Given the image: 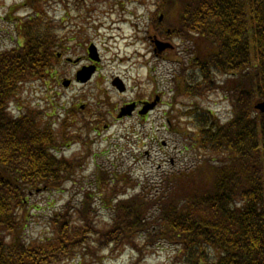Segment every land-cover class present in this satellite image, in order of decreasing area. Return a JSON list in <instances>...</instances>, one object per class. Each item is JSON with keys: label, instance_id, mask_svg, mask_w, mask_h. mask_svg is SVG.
Instances as JSON below:
<instances>
[{"label": "trees", "instance_id": "16d2710c", "mask_svg": "<svg viewBox=\"0 0 264 264\" xmlns=\"http://www.w3.org/2000/svg\"><path fill=\"white\" fill-rule=\"evenodd\" d=\"M161 6L167 16L179 8L177 36L210 47L200 63L208 85L214 73L232 77L223 85L230 119L193 110L196 162L129 197L113 188L108 229L92 224L86 192L78 210L86 228L71 230V215L63 210L48 218L53 241L27 240L30 192L58 190L82 161L56 155L68 142L63 123L60 133L52 130L57 107L29 109L21 96L22 83L44 84L54 73L53 28L34 6V16L13 31L17 46L0 51V264H54L77 250L88 252L92 234L96 249L121 238L137 249L130 239L143 234L147 245L176 246L182 264H264V113L254 108L264 101V0H163ZM13 101L26 110L22 116L7 112ZM110 175L116 176L101 171L98 182ZM120 182L127 186L128 177Z\"/></svg>", "mask_w": 264, "mask_h": 264}, {"label": "rangeland", "instance_id": "374dc122", "mask_svg": "<svg viewBox=\"0 0 264 264\" xmlns=\"http://www.w3.org/2000/svg\"><path fill=\"white\" fill-rule=\"evenodd\" d=\"M159 3V0H76L66 7L59 0H0V51L17 46L13 31L20 21L34 16V6L46 12V21L54 27V39L57 40V33L62 36L65 52L55 64V80H50L49 88L26 81L21 96L29 100L30 109L57 107L50 118L55 120L57 134L60 132L58 123L66 117L67 110L74 113L70 116L71 123L66 118L63 123L68 125L65 134H73L74 140H70L59 154L67 159L80 156L84 163L79 173L58 190L31 192L28 197L31 219L25 229L27 240L49 238L47 240L53 241L55 234L49 222L50 215L61 213L67 206L68 217L71 215L68 218L70 228L78 229L82 222L78 221L80 216L73 208H81L76 198L84 192L100 195L95 194L90 207L96 214L92 217L93 225L98 229L111 225L108 198L111 199L113 188H124L118 197H129L140 192L142 186L159 187V178L166 172H176L196 162L190 148L196 131L191 122L194 119L191 112L195 108L208 109L222 121L230 118L229 104L221 92L190 95L187 90L189 84L201 90L206 83L193 71L189 58L204 54L210 47L198 48L194 38L190 44L176 36L158 37L170 42L173 48L158 57L152 53L148 38L156 29L152 17L157 14ZM172 10L170 21L175 19V13L178 16L179 8ZM173 23L178 25L177 17ZM91 43L99 53L98 71L88 83L77 84L75 73L82 65L89 64L87 47ZM65 58H81L82 62L74 64ZM116 76L125 84L122 93L112 85ZM64 78L72 81L68 88L61 85ZM155 94H159L161 100L146 121L136 115L117 119L119 108L125 104L151 100ZM82 105L83 110L79 108ZM97 114L103 116L99 122ZM101 171L115 172L117 176L127 174V187H121L114 175L107 179L103 176L98 182ZM94 237L97 235L91 237L92 241ZM125 244L121 238L114 247H107L102 260L77 250L54 264H70L74 254L79 258L72 264H182L173 244L147 245L143 234L130 239V244L138 251L130 246L121 247Z\"/></svg>", "mask_w": 264, "mask_h": 264}, {"label": "water", "instance_id": "95a60500", "mask_svg": "<svg viewBox=\"0 0 264 264\" xmlns=\"http://www.w3.org/2000/svg\"><path fill=\"white\" fill-rule=\"evenodd\" d=\"M167 44H162L159 46L160 49L166 47ZM91 49V48H90ZM89 49V50H90ZM92 50V49H91ZM94 69L91 67L90 69H83L78 73L77 79L80 78L81 81H86L90 75V73L93 71ZM80 74V75H79ZM64 85H68V81H65L63 83ZM255 107L257 109H259L260 111L264 112V102L258 103L255 105Z\"/></svg>", "mask_w": 264, "mask_h": 264}, {"label": "flooded vegetation", "instance_id": "af4514ba", "mask_svg": "<svg viewBox=\"0 0 264 264\" xmlns=\"http://www.w3.org/2000/svg\"><path fill=\"white\" fill-rule=\"evenodd\" d=\"M154 36L158 37V34L155 33ZM157 55L159 56L160 54H157ZM77 59H78V63H81V62H82V59H81V58H77ZM86 61H88L89 64H95V66H96V70L98 69V63H93V62H91L88 58L86 59ZM143 102H145V101H136V102H132V103H134L133 108H132V111H131V114H132V115L138 113V111L140 110V108H141L142 105L144 104ZM145 103H146V102H145ZM83 107H84V106H83Z\"/></svg>", "mask_w": 264, "mask_h": 264}]
</instances>
